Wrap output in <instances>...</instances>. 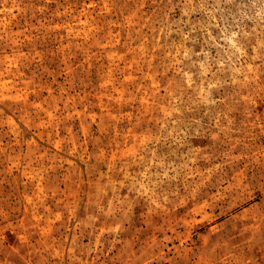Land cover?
I'll use <instances>...</instances> for the list:
<instances>
[{"label": "rangeland", "instance_id": "obj_1", "mask_svg": "<svg viewBox=\"0 0 264 264\" xmlns=\"http://www.w3.org/2000/svg\"><path fill=\"white\" fill-rule=\"evenodd\" d=\"M0 264H264V0H0Z\"/></svg>", "mask_w": 264, "mask_h": 264}]
</instances>
